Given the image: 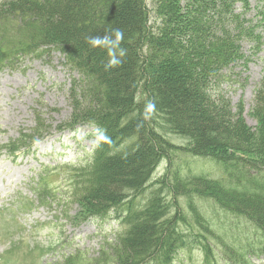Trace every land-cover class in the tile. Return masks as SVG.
<instances>
[{"label": "trees", "instance_id": "16d2710c", "mask_svg": "<svg viewBox=\"0 0 264 264\" xmlns=\"http://www.w3.org/2000/svg\"><path fill=\"white\" fill-rule=\"evenodd\" d=\"M240 1L0 3V71L16 69L26 55L60 53L64 67L77 75L69 92L68 128L90 125L110 138L99 141L89 165L72 166L67 172L74 202L88 210L82 218L119 208L126 214L123 231L106 242L95 264H173L178 252L194 247L202 249L209 261L218 258L214 248L219 246L231 264H250L246 256L251 252L257 258L264 255V180L251 177L248 168L263 177L264 172L257 169L256 161L233 155L251 153L244 147L252 143L264 153V135L248 131L226 95L214 91L217 79L224 80L222 72L243 56V41H251L256 53L264 52L263 39L254 27H244L241 13L236 14ZM111 28L124 32L122 47L127 55L119 67L105 70L106 51L92 48L87 38L102 36ZM148 100L155 103L156 111L145 119ZM44 123L38 114L33 130L5 148L9 156L30 152L36 141L44 139L48 131ZM165 133L183 138L187 145L175 146ZM175 150L193 158H211L224 166L228 178L182 174L173 168ZM164 158L170 168L155 181L147 202L139 205L136 198L152 187ZM52 175L53 171L47 172L32 186L40 204L55 201L57 179ZM208 199L225 213L257 226L263 235L261 246L252 251L229 247L213 227L216 218L207 217L197 204Z\"/></svg>", "mask_w": 264, "mask_h": 264}, {"label": "rangeland", "instance_id": "374dc122", "mask_svg": "<svg viewBox=\"0 0 264 264\" xmlns=\"http://www.w3.org/2000/svg\"><path fill=\"white\" fill-rule=\"evenodd\" d=\"M235 8L236 14L244 16V27H254V32L264 41V0H242ZM253 45L251 41L241 43L243 56L222 72L224 80L217 79L214 91L226 95L234 113L241 114L245 128L259 137L264 135V52L256 53ZM45 53L23 56L16 69L5 67L0 71V147L31 132L38 114L48 130L44 134L47 138L36 144L29 155L19 153L12 159L5 152L0 153V264H53L76 252L78 264H95L92 259L98 256L101 247L121 233L123 227L115 212L86 221L82 217L88 210L85 211L82 203L73 202L72 180L67 179L70 176L67 172L72 166L92 162L98 139L90 126L78 125L74 131H69L72 115L69 92L77 75L64 67L60 53L52 50ZM164 135L175 146L187 145L173 133ZM244 148L252 152L233 155L256 161L257 169L264 172L262 148L256 143ZM210 159L193 158L175 150L173 168L184 175L192 171L222 179L224 166ZM62 164L65 167L61 170L58 167ZM168 168L170 161L164 158L153 175L152 187L136 198L139 205L147 202L155 189V181L162 178ZM45 170L49 173L54 170L52 177L57 179L54 183L57 191L52 193L55 202H46L44 207L31 205L22 211L18 208L20 199H36L32 186ZM248 173L259 178L257 180H264L256 170L248 168ZM224 177L228 178L227 174ZM165 195L170 198L167 191ZM197 204L207 217L216 218L215 229L220 236L226 233L229 239L244 240L250 251L258 247V233L247 219L225 213L211 199L197 200ZM1 210L16 218L5 220L7 215ZM185 211L190 215L186 207ZM122 215L125 216V212ZM214 250L218 258L215 256L209 261L199 247L181 250L174 264H231L219 246ZM254 260L264 264V256Z\"/></svg>", "mask_w": 264, "mask_h": 264}, {"label": "clouds", "instance_id": "9594fccd", "mask_svg": "<svg viewBox=\"0 0 264 264\" xmlns=\"http://www.w3.org/2000/svg\"><path fill=\"white\" fill-rule=\"evenodd\" d=\"M124 39V32L120 28H111L106 30L102 36H89L87 42L92 48H101L106 51L108 60L105 64V70H110L119 67L123 63V58L127 55V49L122 47ZM155 111V103L148 100L144 109L145 119H149ZM96 132L98 141L110 142V138L103 129L98 128Z\"/></svg>", "mask_w": 264, "mask_h": 264}]
</instances>
